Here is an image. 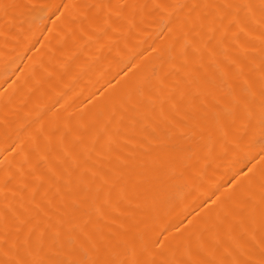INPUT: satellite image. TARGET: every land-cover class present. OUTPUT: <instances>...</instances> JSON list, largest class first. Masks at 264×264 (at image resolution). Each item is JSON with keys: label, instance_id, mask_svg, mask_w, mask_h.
Wrapping results in <instances>:
<instances>
[{"label": "bare ground", "instance_id": "bare-ground-1", "mask_svg": "<svg viewBox=\"0 0 264 264\" xmlns=\"http://www.w3.org/2000/svg\"><path fill=\"white\" fill-rule=\"evenodd\" d=\"M0 264H264V0H0Z\"/></svg>", "mask_w": 264, "mask_h": 264}]
</instances>
